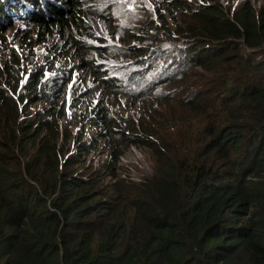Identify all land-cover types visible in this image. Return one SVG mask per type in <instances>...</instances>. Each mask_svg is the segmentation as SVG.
<instances>
[{"label": "trees", "instance_id": "1", "mask_svg": "<svg viewBox=\"0 0 264 264\" xmlns=\"http://www.w3.org/2000/svg\"><path fill=\"white\" fill-rule=\"evenodd\" d=\"M61 1L0 0L28 53L0 62V264H264V0ZM41 44L60 74L24 81ZM131 144L140 182L116 173Z\"/></svg>", "mask_w": 264, "mask_h": 264}, {"label": "rangeland", "instance_id": "2", "mask_svg": "<svg viewBox=\"0 0 264 264\" xmlns=\"http://www.w3.org/2000/svg\"><path fill=\"white\" fill-rule=\"evenodd\" d=\"M152 4H155V2H151ZM227 4V2H225ZM257 7H259L260 3L257 2L255 3ZM34 11H30L29 14H33ZM18 15H11L9 17L16 19ZM135 16L138 17L139 14L135 13ZM14 25L16 27H19V23L16 21L14 22ZM102 26V25H100ZM130 26V24H128ZM103 27V26H102ZM172 30H174V27H171ZM12 32L7 33V37L12 36ZM96 37L98 38H103L107 34L106 29H100L98 31H95ZM95 42V45H99V41L96 39H93ZM9 45V44H8ZM15 48L18 49L17 53L19 56L23 59H26L27 53V48L21 45V41H18L17 44L14 46ZM37 52L36 55L33 57V59L30 62V65L28 66V71L27 73L23 72V77L25 79L29 78V75L36 70L42 69L43 67H46V74L47 77H52L54 75L59 74V69L63 65V61L59 60L55 65L52 63L55 54L49 53L47 46H43L42 48L37 47L36 48ZM11 53L13 54L12 48H5L3 45L0 44V62L2 56L8 57L10 61L13 60V58L10 56ZM78 80H81L82 77L80 76L79 73L75 74ZM141 106V105H140ZM43 105L39 104L38 107L36 108L37 110H40ZM138 111V106L135 108L131 109L128 111V114L134 115ZM94 131H90V134H93ZM106 159L105 156L101 157V153L90 156L89 161L94 163V166L101 165L103 161ZM124 165H127L126 168H124ZM126 169V171H125ZM152 170V163L149 161L148 156L138 147H131L128 150H126V157L121 163L118 165V173L121 175L128 176L134 181H137L138 179L142 178L143 176H147L151 174Z\"/></svg>", "mask_w": 264, "mask_h": 264}, {"label": "clouds", "instance_id": "3", "mask_svg": "<svg viewBox=\"0 0 264 264\" xmlns=\"http://www.w3.org/2000/svg\"><path fill=\"white\" fill-rule=\"evenodd\" d=\"M148 2H149V4L151 5V6H153V5H155V4H152L151 2H154V0H147ZM186 2H188V3H191V4H197V5H203L204 4V1L203 0H185ZM225 2H227V4L225 3ZM246 2H250L251 4H252V6L253 7H255L256 9H260L261 8V6H262V0H220V4L223 6V8H224V10L227 12V10L229 9V8H231V10H232V12L240 5V4H242V3H246ZM257 2H259L260 3V5H259V7H257L256 5H255V3H257ZM54 5L55 6H58V7H63V2L61 1V0H54ZM14 12L19 16V15H25V12H23V10L20 8V7H15L14 8ZM10 19L13 21V22H16V19H13V18H11L10 17ZM18 22V21H17ZM19 23V25H20V22H18ZM2 25L0 26V31H2L1 29H2V26H5V25H7V22L6 21H3L2 23H1ZM174 27V25H171V27ZM175 28V27H174ZM174 31V30H173ZM8 32H12V29H9V30H7L6 32H5V36L7 35V33ZM13 33V32H12ZM13 35V34H12ZM7 37V36H6ZM12 37V36H11ZM11 37H7L8 39V41H9V45H10V47H12V48H15L14 46L17 44V42H13V38H11ZM43 46H45V44H41V45H38V46H34L33 47V50H34V52H35V54H36V52H37V50H36V48L37 47H40V48H42ZM161 47V45H157V44H150V46H149V50H150V52H155V51H157V50H159V48ZM16 50H18L17 48H15ZM60 74V73H59ZM59 74H57V75H59ZM75 74H76V72H75ZM75 74H74V78H76V76H75ZM57 75H54V76H57ZM53 77V76H52ZM24 78V77H23ZM48 78H51V77H48ZM26 79L24 78V81H25ZM82 82V81H81ZM82 84V87H87V89H86V94L87 95H89V94H91L92 95V97H95V94H94V92H93V89L90 87V85L89 86H86V85H84L83 83H81ZM81 87V88H82ZM64 99L62 98V101H63ZM97 104V101H95V105ZM137 105H133V107L131 108V109H133V108H135ZM84 105L82 106V108H81V110H83L84 109ZM130 109V110H131ZM39 111V110H38ZM74 112V110H71L70 109V107L67 109V116L66 117H64L63 118V120H62V126L65 128L67 125L70 127V131L73 133V135L74 136H80V134L84 131L85 132V137H84V140L83 141H90L91 139H93V141L95 140V138H94V136H95V132H96V130L94 129V128H90L89 127V125H85L82 121H75V120H72L71 118H70V115L72 114ZM127 114H128V112H126ZM130 115V114H129ZM135 115V114H134ZM90 131H94V133L93 134H90ZM131 141H133V140H131ZM73 149L74 150H77V151H79V147H80V145H81V142H79V143H76L75 144V141H73ZM75 144V145H74ZM138 147L139 148V146L137 145H135V144H131L128 148H126V149H124V152H123V154L121 155V157L119 158V162L117 163V165H116V173L118 174V175H120V176H122V177H128V176H123V175H121V174H119L117 171H118V165L121 163V161H123L124 159H125V157H126V150H128L129 148H131V147ZM96 152L95 153H93V154H91V155H89L88 157H90V156H94V155H97V154H99V153H101V157H103V156H105L106 157V159L103 161V163L107 160V159H110V157H111V152H110V150L108 149V147L105 145V142H103V144H102V146H101V148L99 149V150H95ZM90 162V161H89ZM93 165H94V163L93 162H91ZM102 163V164H103ZM101 164V165H102ZM101 165H98V166H101ZM126 166L127 165H124V168H126ZM96 167V166H95ZM125 171H126V169H125ZM127 172V171H126ZM150 175H152V170H151V174ZM150 175H147V176H150ZM143 177H145V176H143ZM143 177L142 178H140V179H138L136 182H140V181H142L143 180Z\"/></svg>", "mask_w": 264, "mask_h": 264}]
</instances>
